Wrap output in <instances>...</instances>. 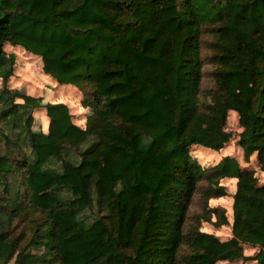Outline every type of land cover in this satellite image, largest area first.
<instances>
[{
	"label": "trees",
	"instance_id": "1",
	"mask_svg": "<svg viewBox=\"0 0 264 264\" xmlns=\"http://www.w3.org/2000/svg\"><path fill=\"white\" fill-rule=\"evenodd\" d=\"M6 45L40 57L44 84L81 93L93 111L80 127L44 92L35 119L30 91L15 102L0 90L10 104L0 119L20 127L0 152V264H264V183L233 156L202 168L190 153L221 150L234 110L243 158L264 171V0H0L4 81L15 63ZM221 178L236 179L231 222L208 204L227 194ZM212 215L229 238L200 229Z\"/></svg>",
	"mask_w": 264,
	"mask_h": 264
},
{
	"label": "rangeland",
	"instance_id": "2",
	"mask_svg": "<svg viewBox=\"0 0 264 264\" xmlns=\"http://www.w3.org/2000/svg\"><path fill=\"white\" fill-rule=\"evenodd\" d=\"M212 40V37L203 35V48L202 56L204 64L202 67L203 77L201 81L202 92H209L214 87V79L212 75V64L209 62L210 50L207 49L208 42ZM4 49L7 51H14L15 53V63L13 66L12 75L4 81L0 77V90H8L7 95H12L14 93V101L22 102L25 98V93L32 94V100L36 105L33 111L31 112L34 118L41 114L42 119H44L45 109L41 107L48 98L44 96V92L49 95H55L58 97L57 101H63L70 108L72 114L73 122L80 126H85L86 118L92 113V107H85L83 100H81V93L78 94L72 89H68L65 86H59L54 84L53 88H48L44 81L46 76L43 74L42 62L40 57L27 52L22 48H15L11 46H5ZM78 94V95H77ZM42 95V96H41ZM47 98V99H46ZM208 101V98H206ZM9 103L0 98V112L5 107H9ZM35 119L33 126L35 124ZM46 123V122H45ZM33 128V127H32ZM224 129L232 134L231 139L227 142L224 147L219 150H209L202 149L201 147L195 145L190 149L191 155L197 160V163L202 168L212 167L217 163L222 157L230 155L238 159L240 165L246 169H253L255 175L258 177V183H264V171L260 169L257 158L255 154L251 155L249 161L244 160L242 150L237 144L238 133L242 131V127L239 124L238 114L234 110H229L224 125ZM20 130V127L13 125L11 120L0 119V152L6 149L7 140L14 141L17 138V132ZM8 136V138H4ZM213 154V155H212ZM220 184L226 186L227 194L222 197L211 198L208 200L209 206H221L226 209L227 217L229 222L232 221V203H233V194L236 189V179L235 178H221ZM200 187L205 186L204 181H200ZM200 198L199 192L195 194L190 207H189V218L194 217L197 214H201L203 210V203ZM93 215L96 214V208L91 211ZM216 219L215 215H212L210 220L202 221L200 224V229L207 231L209 233L215 234L221 240L229 238L230 234V225H222L217 227L214 225L213 221ZM20 229V228H18ZM243 254L245 256L255 255L257 248L253 247L250 244H243ZM37 250V249H35ZM215 264H256L254 260H243V258H237L234 260H223Z\"/></svg>",
	"mask_w": 264,
	"mask_h": 264
}]
</instances>
